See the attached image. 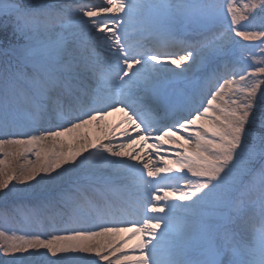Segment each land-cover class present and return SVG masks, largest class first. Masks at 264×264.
Returning a JSON list of instances; mask_svg holds the SVG:
<instances>
[{"label":"snow or ice","instance_id":"1","mask_svg":"<svg viewBox=\"0 0 264 264\" xmlns=\"http://www.w3.org/2000/svg\"><path fill=\"white\" fill-rule=\"evenodd\" d=\"M237 8V0H0V238L12 232L0 264H119L130 255L132 264H264V0ZM225 88L231 144L221 151L206 134L201 148L214 166L200 176L184 169L180 186L111 149L91 162L96 144L47 166L50 136L118 108L140 125L125 140L171 130L195 143L182 129L227 100ZM71 174L77 186L58 188ZM87 189L105 199L129 192L132 211L46 222L55 205H94ZM133 226L147 233L138 246L124 236L102 249L49 246Z\"/></svg>","mask_w":264,"mask_h":264},{"label":"bare ground","instance_id":"2","mask_svg":"<svg viewBox=\"0 0 264 264\" xmlns=\"http://www.w3.org/2000/svg\"><path fill=\"white\" fill-rule=\"evenodd\" d=\"M83 2L91 5L106 3L107 0H83ZM105 11H107V9H105ZM223 92L228 98L230 93L227 91V88H225ZM225 100L226 99L221 98L218 103H222L223 106V102ZM132 119L133 117L131 115L124 116V114H121V112H117L115 110L104 115H97L93 117L92 120H87L79 125L73 124L71 128H66L60 135L50 136V139L53 140L51 149L54 148V151H56L58 148H61L62 150L58 152L61 153L63 149L67 148L71 153L68 156L69 158L71 156H75L79 149L83 150L92 144H96L97 147L93 149V151H96V154L101 157L97 163L103 162L105 153L102 151V149L107 148L111 149L112 153L114 154L123 153L133 160H137L138 158V167L143 166L148 175H160V170L166 168L165 160L159 157V154H162L163 149H165L164 147H160V145H163L164 142L160 137H150L143 134L135 137L133 140H125V136L140 131L139 129H135L136 126L133 127L136 125V123L133 122ZM115 121L121 123V130L118 131L119 133H116L113 129V126L117 125ZM193 126L197 127L196 119H193L190 124L185 126L182 130L187 133L188 130L184 129L187 127L188 129L194 130L195 128ZM177 133L179 134V132ZM153 140L156 142L153 143ZM200 144L201 143L197 140L195 143L191 141L189 143V145H191V149L197 154L203 153ZM130 178L135 179L134 174L126 172L122 183L130 186ZM177 179L178 178L176 177L168 176L166 186L168 184L176 183V181H178ZM71 184L73 187L77 186V182H72ZM68 185L69 184H65V187ZM87 192L88 195L94 200V205L88 204L87 202L83 201V199H81L78 204H74L77 207L85 205L87 212L82 210V213L80 212L81 214L77 216L81 223H83L86 217L96 218L91 214V210L94 207H98V209H100V215L105 216L119 217L122 212H131L130 208L127 209L122 207V199L125 198L122 196L128 194L129 192H125L123 195L110 196L107 199L92 193L90 189H87ZM69 216L71 215L66 212L65 218ZM122 236L128 238L127 243L129 244V247H131L138 246L139 243L144 242V238L147 236V233L142 234L139 229L135 228V226L126 230H109L101 232L93 240V243L90 247L102 249L108 247L109 245H115L119 242ZM134 259V255L124 257V260L127 261L128 264H132Z\"/></svg>","mask_w":264,"mask_h":264},{"label":"rangeland","instance_id":"3","mask_svg":"<svg viewBox=\"0 0 264 264\" xmlns=\"http://www.w3.org/2000/svg\"><path fill=\"white\" fill-rule=\"evenodd\" d=\"M247 0H237L238 8L237 10L239 11L242 7L243 4L246 3ZM11 56L7 57V59H10ZM6 59V60H7ZM229 97L227 100L223 102V110L221 112L223 120L221 121V126L223 128L224 133H218L219 138L221 141H217L215 145H210L211 147H218L219 150H225L227 149L230 144H231V139L229 136V133L231 132V129L229 128L228 121H230L232 117V113L230 111L231 107H234L230 103L232 99V93L228 95ZM227 104V105H226ZM60 150L61 148H58L56 151H54V148H52L50 151L46 153L45 159L47 161V166L51 167L53 164L64 161L68 159L69 150L63 149L61 153ZM81 149H79L77 152H79ZM101 157H99L96 154L92 155L91 162L97 163L100 160ZM199 159V158H198ZM201 161V166L199 167H193L190 165L185 164L183 168L188 169L189 172H191L193 175L200 176L203 173H206L210 170H212L214 166V162L210 158H202L199 159ZM180 181L176 182L175 185L170 186L169 188H174L177 186H180L185 183L184 177L180 176ZM76 183V175L71 174V175H66L65 180L58 186L60 187H65V184H70V183ZM181 191H186L185 189H181ZM167 197H173V196H178L179 193H172V192H166L164 194ZM66 212L71 215V216H78L79 214L82 213V210L80 207H77L76 205H70L68 207H65L63 205H55L53 207H50L47 210V213L45 214V219L46 222L49 224H55V225H60L64 220H65V214ZM81 212V213H80ZM5 229V223L2 217H0V231H3ZM21 233L17 232L16 235H20ZM100 234V233H99ZM99 234H91V235H75V236H69V237H63L57 240H54L50 242L51 247L53 248H82V247H90L93 243V240L99 235ZM12 235V232H6L4 238H0V245H3L6 242L10 241V237ZM128 262L124 261V258L119 262V264H127Z\"/></svg>","mask_w":264,"mask_h":264}]
</instances>
